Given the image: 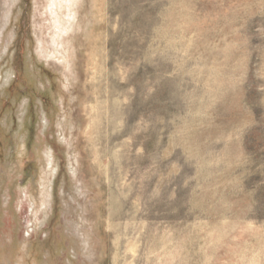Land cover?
Listing matches in <instances>:
<instances>
[{"label":"rangeland","instance_id":"374dc122","mask_svg":"<svg viewBox=\"0 0 264 264\" xmlns=\"http://www.w3.org/2000/svg\"><path fill=\"white\" fill-rule=\"evenodd\" d=\"M0 264H264V0H0Z\"/></svg>","mask_w":264,"mask_h":264}]
</instances>
